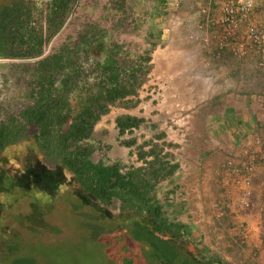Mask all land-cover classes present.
Listing matches in <instances>:
<instances>
[{"label":"rangeland","instance_id":"374dc122","mask_svg":"<svg viewBox=\"0 0 264 264\" xmlns=\"http://www.w3.org/2000/svg\"><path fill=\"white\" fill-rule=\"evenodd\" d=\"M9 1L12 0H0V5ZM25 1L41 7L48 0ZM155 3L156 0H77L64 27L50 41L41 58L30 61L0 60V122L17 118L20 112L33 107L35 101L32 98L45 95L43 92L49 87L56 90L57 82L52 73L46 75L41 69L40 61L43 58L61 49H65L64 53L67 54L80 37L93 28L103 31L101 35L108 45L121 47V62L130 65L136 57L144 55L148 56L149 61L138 75L140 85L135 95L108 104L107 112L95 124L88 139L94 146L92 159L105 165L117 163L122 174L148 166L145 161H151L153 157L146 156L142 160L140 155L152 149L160 154L159 158L169 155L168 160L174 163L176 159L182 165L185 162L193 163L192 174L187 175L188 178L173 175L159 182L154 189L167 218L194 222V230L188 233L193 242L188 246L189 251L198 255L196 257L202 251L219 264H264V178L256 181L251 212L242 213L237 207L232 210L227 208L230 200L217 187L215 179L203 180L198 173L197 163H200V167L208 166L207 155L203 154V150L208 148L207 116L222 110V99L226 95L217 93L228 90L230 70L224 65L206 67L201 64L193 56L192 51L195 50H191L188 34L186 40L182 38L177 46L160 45L151 49L147 37ZM158 21L157 25L160 26L162 21ZM98 49L99 46L90 49L89 59H81L83 57L80 56L79 62L89 75L83 85L90 87L91 91L89 94L75 93L70 97L74 112L79 110L88 95L98 91V74L92 75L90 71L108 58V53L103 56ZM157 59L160 67L155 63ZM189 61L193 65L198 63L199 79L191 84L171 83L178 72L191 76ZM193 61H196L195 64ZM207 71L210 75L205 74ZM244 71L250 78L248 86L254 84L255 77L264 79V65L259 66L254 60ZM212 75L214 77L209 81ZM212 92L215 94L209 95ZM126 117H136L141 124L137 129L120 134L116 120ZM32 147V141L20 140L1 151L0 173L17 180L26 166L35 160ZM221 150L224 152V148L219 149V145H216L211 150L214 155L209 158H220L221 164L226 156ZM45 166L51 171L58 170L57 166ZM184 168H187L186 164ZM65 176L66 185L58 190L59 195L63 193V198L54 199L50 209L55 217L52 222L62 225L61 230L58 226L53 228L57 238H43L36 232L26 237L17 227L5 230L4 226L0 232L4 236L3 240L0 236V264H166L169 257L164 252L167 247L159 245L160 251L155 255L148 245H144L147 239L144 240L142 229L134 227V216L122 213L117 204L108 208L98 204V209L105 213L107 219L102 222L95 220L96 217L91 214L102 217L101 214L82 205L76 194L81 191L76 189L74 181H70V175L65 173ZM206 186H213L210 192L204 190ZM30 188H13L11 191L16 199L13 207L10 204L7 208L14 211L16 222L21 223V218L28 220L32 208L29 199L23 204L18 200L28 195H39L36 189ZM41 198L49 197L41 193ZM8 199L7 195L0 194L1 203H10ZM40 205H43L42 201ZM44 212L48 211L43 207L37 208L34 216L30 217L28 225L35 231H38V225L40 227L38 222L44 219ZM242 215L257 222L255 231H248ZM145 221L137 220L140 224ZM132 225L133 229H129ZM250 236L256 240H251ZM114 243L118 246L115 247Z\"/></svg>","mask_w":264,"mask_h":264},{"label":"trees","instance_id":"16d2710c","mask_svg":"<svg viewBox=\"0 0 264 264\" xmlns=\"http://www.w3.org/2000/svg\"><path fill=\"white\" fill-rule=\"evenodd\" d=\"M76 3L77 0H48L44 6L37 7L35 3L16 0L2 7L0 59L30 61L41 58L50 41L64 27ZM159 13H165L164 0H156L152 7L151 19ZM103 33L93 28L85 36L80 37L79 42L67 54L64 53L65 49H61L58 53L43 58L40 61L41 69L46 75L52 73L54 81L57 82L56 90L49 87L43 92L45 95L32 98L35 101L33 107L20 112L17 118H8L0 122V152L20 140L32 141L35 158L17 180L0 173V194L7 195L10 202L4 204L0 202V232L4 226L5 230L15 226L26 237H31L36 232L35 234L43 238H57L53 228L58 226L61 230L62 225L52 222L55 217L50 209L54 199L63 198V193L59 195L58 190L66 185L67 173L71 176L70 181L76 183V189L81 191L80 193L77 191L76 194L82 205L101 214L102 217L91 214L96 217L95 220L99 219L102 222L107 219L104 217L105 213L98 209V204L106 208L117 204L122 213L134 216L135 220L132 223L138 230L144 229L140 226L142 224H137V220L144 219L150 225V235L153 237L163 236L168 238L167 240L186 237L181 223L170 222L165 217L154 194L157 184L172 177L179 169L178 163L168 160L169 155L159 158L160 154L152 149L149 153L140 155L142 160L146 156L153 157L151 161H145L148 166L124 174L117 163L105 165L92 159L94 146L88 139L95 124L107 112L108 104L135 95L136 88L140 85L138 75L149 61L148 56L144 55L136 57L130 65L121 62L123 54L121 47L117 44L108 45L106 38L101 35ZM159 35L160 32L152 23L147 37L151 49L155 48L154 37ZM97 46L103 56L108 53V58L90 71L92 75L96 72L98 74V91L88 95L80 104L79 110L74 112L70 97L75 93L89 94L91 91L90 87L83 85V81L88 79L89 75L79 60L89 59L90 49ZM116 124L120 134H123L139 128L141 120L126 117L117 119ZM44 164L57 166L58 170L51 171ZM30 186L36 189L39 195H28L25 199L23 197L22 200H18L23 204L29 199L32 208L28 220L19 216L22 222H16L14 211L7 208L10 204L12 208L16 199L13 198L11 191L13 188L27 190ZM41 193L49 198L42 199ZM52 193L56 195L52 196ZM41 201L43 205H40ZM40 207L48 212H44V219L38 222L40 227L38 225L39 229L35 231L28 224L30 217H33L36 209ZM39 215L42 214L39 212ZM129 229H133V225ZM0 236L3 240V233H0ZM164 253L169 258L173 253L176 255L175 249L171 247ZM168 261L166 260V264H170ZM185 263L188 264L189 261ZM204 264L212 262L206 261Z\"/></svg>","mask_w":264,"mask_h":264},{"label":"crops","instance_id":"0c3cea01","mask_svg":"<svg viewBox=\"0 0 264 264\" xmlns=\"http://www.w3.org/2000/svg\"><path fill=\"white\" fill-rule=\"evenodd\" d=\"M14 1L16 0H12L0 5V10L2 7ZM164 5V14L159 13V15L154 16L152 19L150 17L151 22L155 24L158 32H160V37H154L155 47L160 45L177 46V44L181 42L182 38L186 40V35L189 34L193 29L196 19L195 6L191 2V0H179L178 7H175L174 0H164ZM158 20L162 21L160 26L157 25V22H159ZM148 32H150V29ZM156 42H158V44ZM192 49L195 50V52L192 51L193 56L197 60L201 61V64L206 65V67L214 65H224L230 70L228 75V90L225 92L219 91V94L217 93V95H226L222 99V110L219 113L217 112L215 114H209L205 123L208 148L206 150H203V154L207 155L206 158L208 159L206 162L208 166L206 168L205 165L200 167V163H197L200 178L209 181L213 178V170L221 162L220 158L215 159L214 157L212 158V160L211 158H209L210 156L214 155V151L211 150H213L216 145H219V149L224 148V152L221 150V153H223L224 155L226 153L227 156L229 153L239 150L241 142L245 137H249L253 133H260L261 135H264V79L261 76L255 77L253 80L254 84L248 86L250 78L248 76V73H246V71L244 70L245 68H249L251 66L252 60L258 62L255 55H250L247 58L238 59L233 57L228 51H224L219 56H215L213 51H203L193 43L191 44V50ZM203 56H205V58ZM204 61H206L207 63H204ZM193 62L195 64L196 61ZM155 63L157 62L155 61ZM190 63L191 76L183 72H178L175 75L174 79L170 82L191 84L194 80L196 81L197 79H199L197 75L199 73L198 63H196L195 65L192 64V61ZM205 74L210 75L209 71H207ZM213 77L214 76L212 75L210 78H208V80H212ZM216 80L217 77L215 81ZM214 94L215 93L212 92L209 95ZM206 151L208 152V154ZM175 162L178 163L179 169L175 172L174 175H182V178H186L187 175L192 174L193 163L184 161L187 168L182 169L185 164L182 165L179 159H176ZM180 169L183 171L180 172ZM262 177L264 178V169H259L253 177V188L256 187V181ZM206 187L207 188L204 190L210 192L213 186ZM245 216L246 215H242V220L245 222L248 231L250 229L252 230V232L253 230L255 231L257 222H255L252 218ZM169 221L177 223L179 220L172 221L169 219ZM141 223L142 225L140 226L144 229L142 231V233L144 234V240L147 239L144 245H148V247L155 255L160 251L159 245H164L167 248L171 247L175 249L176 255L174 253H171L172 255H170V258L168 259V262H170V264H187L185 263L186 261H189L192 264H204L206 261H211L212 264H215L214 258L206 256L202 251H199V253H197L199 254V257H196L198 255H194L193 252L189 251L188 246L190 244H193V242L190 240L188 233L189 230H194V222L180 220L179 223L183 225V232L185 233L186 237L178 240L172 238L167 240L168 238L163 236L153 237L150 235L151 228L150 225L147 224V221ZM137 224H140V222H137ZM253 235L256 236L255 234ZM250 238L253 241L256 240L253 239L252 236H250ZM114 246L116 247L118 245L114 243ZM172 259H174L175 261H172Z\"/></svg>","mask_w":264,"mask_h":264},{"label":"built area","instance_id":"2783aa9c","mask_svg":"<svg viewBox=\"0 0 264 264\" xmlns=\"http://www.w3.org/2000/svg\"><path fill=\"white\" fill-rule=\"evenodd\" d=\"M196 19L188 40L215 56L228 51L238 59L255 55L264 65V0H191ZM175 7L179 0H174ZM264 169V135L245 137L237 151L213 170L217 187L230 200L228 209L242 213L253 208V177ZM245 232L247 230L244 229ZM244 232V237L246 238Z\"/></svg>","mask_w":264,"mask_h":264},{"label":"bare ground","instance_id":"6f19581e","mask_svg":"<svg viewBox=\"0 0 264 264\" xmlns=\"http://www.w3.org/2000/svg\"><path fill=\"white\" fill-rule=\"evenodd\" d=\"M157 63L159 64V67H160L161 64L159 63V60L158 59H157Z\"/></svg>","mask_w":264,"mask_h":264}]
</instances>
